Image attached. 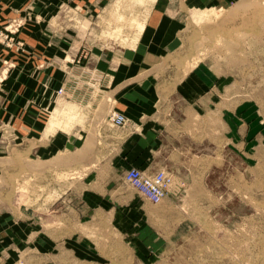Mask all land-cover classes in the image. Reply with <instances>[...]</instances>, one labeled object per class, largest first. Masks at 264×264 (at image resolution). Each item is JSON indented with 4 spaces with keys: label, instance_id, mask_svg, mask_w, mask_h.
<instances>
[{
    "label": "crops",
    "instance_id": "1",
    "mask_svg": "<svg viewBox=\"0 0 264 264\" xmlns=\"http://www.w3.org/2000/svg\"><path fill=\"white\" fill-rule=\"evenodd\" d=\"M145 1L0 0V27L22 23L21 47L0 44V180L8 163L42 166L23 174L21 205L0 201V264H154L200 227L197 214L252 193L255 160L264 163L253 98L220 67L183 72L176 61L193 12L240 0ZM76 57L107 75L105 96L88 119L45 136L57 106H84L54 95ZM110 109L125 126L107 123ZM132 167L172 174L162 204L125 182Z\"/></svg>",
    "mask_w": 264,
    "mask_h": 264
},
{
    "label": "rangeland",
    "instance_id": "2",
    "mask_svg": "<svg viewBox=\"0 0 264 264\" xmlns=\"http://www.w3.org/2000/svg\"><path fill=\"white\" fill-rule=\"evenodd\" d=\"M194 14H205L207 18L196 21L191 17ZM191 16L176 59L183 63L182 71L205 61L233 74L239 92L253 98L255 115L264 119V0H240L224 11L193 12ZM107 37L115 40L109 34ZM75 108L80 123L97 109L80 104ZM7 138L4 140L8 141ZM8 152L9 158L21 160L17 150ZM4 167L0 201L21 205L23 174L37 173L42 166L22 162ZM253 172L252 193L246 198L242 195L223 202L217 213L197 214L200 227L182 230L174 245L154 264H264V163L261 160H255Z\"/></svg>",
    "mask_w": 264,
    "mask_h": 264
},
{
    "label": "built area",
    "instance_id": "3",
    "mask_svg": "<svg viewBox=\"0 0 264 264\" xmlns=\"http://www.w3.org/2000/svg\"><path fill=\"white\" fill-rule=\"evenodd\" d=\"M22 27V23L14 20L7 26L0 27V44L7 48L21 47V42H16V34ZM65 79L63 85L55 91L56 100H77L88 107H98L104 98V83L107 75L90 66L85 57L67 59L63 66ZM8 70L4 71L6 75ZM2 77V75H1ZM4 77L0 79V82ZM109 105L112 99L108 100ZM81 105V104H80ZM107 123L111 127H123L127 123L126 117L110 109ZM125 182L131 186L145 200L154 205H160L171 194L174 187V177L165 170L149 173L132 167L124 173Z\"/></svg>",
    "mask_w": 264,
    "mask_h": 264
},
{
    "label": "bare ground",
    "instance_id": "4",
    "mask_svg": "<svg viewBox=\"0 0 264 264\" xmlns=\"http://www.w3.org/2000/svg\"><path fill=\"white\" fill-rule=\"evenodd\" d=\"M118 1V0H117ZM144 1V0H143ZM147 1V0H146ZM145 1V2H146ZM121 2V1H120ZM208 11V10H207ZM206 11V12H207ZM211 13V12H210ZM205 18H207V16L204 14ZM138 25V28L141 30L142 29V26L141 24ZM137 28V29H138ZM64 103V101H63ZM62 103V104H63ZM66 104V103H65ZM77 105V104H76ZM58 107V106H57ZM56 107V110L53 112V114L51 115L50 117V120L48 122V125H47V129H46V132H45V136H48L51 134H54L55 131L57 130V128H60L61 125H63V123L65 124V121L64 120H67L68 122H72L77 119L78 120V116H79V113L78 111L76 110L75 106L73 105H63L62 108ZM79 121V120H78ZM77 122V121H76ZM75 123V122H74ZM78 123V122H77ZM68 124V123H67ZM68 126V125H67ZM69 128V126H68ZM53 136V135H52ZM47 139V138H46Z\"/></svg>",
    "mask_w": 264,
    "mask_h": 264
}]
</instances>
